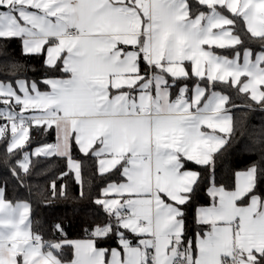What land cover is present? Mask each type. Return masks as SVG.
<instances>
[{"label":"snow or ice","instance_id":"1","mask_svg":"<svg viewBox=\"0 0 264 264\" xmlns=\"http://www.w3.org/2000/svg\"><path fill=\"white\" fill-rule=\"evenodd\" d=\"M14 39L45 56L40 80L26 68L20 78ZM0 48V140L10 156L23 153L12 179L25 186L35 155L66 159L60 179L71 174L80 199L84 159L105 181L92 201L103 221L69 240L59 223L45 239L31 203L8 200L4 180L0 264H264V125L247 137L235 184L216 180L241 108L228 90L264 111V0H0ZM33 125L56 142L30 154ZM37 195L47 207L68 199L67 185L53 180ZM110 239L118 247L99 246Z\"/></svg>","mask_w":264,"mask_h":264},{"label":"trees","instance_id":"2","mask_svg":"<svg viewBox=\"0 0 264 264\" xmlns=\"http://www.w3.org/2000/svg\"><path fill=\"white\" fill-rule=\"evenodd\" d=\"M253 47L259 48L258 43ZM219 54L232 56V50L214 48ZM3 48H0V72L6 70V57L3 54ZM8 58L18 61L22 66V74L20 78H25L23 69L26 68V77L29 80H40L46 72L44 66L43 55H25L22 53L21 41L14 39L8 43ZM0 79H4L0 76ZM220 91V88L216 89ZM234 103L241 105L239 109H233L232 114L236 120V134L230 147L223 151L222 155L216 161V180L219 183L234 185L235 173L244 170L248 164V156L244 151L247 137L254 132H258L264 125V111L260 110V106L254 102L246 100L243 95L237 94L234 89L228 90ZM252 103L253 110L243 108L245 104ZM1 106V105H0ZM1 124V120H0ZM242 134L244 138L242 139ZM9 138V137H8ZM54 141V130L44 131L38 129L35 125L30 129V143H26L25 150L35 147H41ZM239 141V143H237ZM7 140H0V186L3 181L7 180L6 198L10 201H26L32 205V219L41 225V232L45 239L53 237L52 227L59 223L62 225L67 239L89 238L87 230L93 225V222L100 223L104 219L103 213L92 202L100 194V190L105 186L96 172V164L94 160L84 159L83 179L85 181L84 189L86 197L79 198L80 188L76 184L73 176L60 179L61 172L68 171L67 160L51 156H30V172L27 177L25 186L21 187L18 182L11 177L9 168L20 159L22 153L10 156L6 152ZM73 156L76 159H82V154L78 149H74ZM7 161V167L5 166ZM188 167L193 170H200L199 166L189 162ZM55 180L57 185L66 184L68 191V199H57L50 206H44L37 195V190H48L51 182ZM28 185H31L32 195H29ZM206 197L202 193L199 203H204ZM188 235L194 234L195 227L192 223V211L188 212ZM63 238V237H61ZM100 247L112 248L118 247L114 239L102 241ZM68 253V250H66Z\"/></svg>","mask_w":264,"mask_h":264},{"label":"crops","instance_id":"3","mask_svg":"<svg viewBox=\"0 0 264 264\" xmlns=\"http://www.w3.org/2000/svg\"><path fill=\"white\" fill-rule=\"evenodd\" d=\"M215 31V30H214ZM21 47H22V44H21ZM44 59H45V56H44ZM21 79H23V78H21ZM40 90L41 91H47V90H49L46 86H44L43 84H41L40 85ZM0 107H3V105H1ZM18 110V109H17ZM28 114H31V113H28ZM6 121H3V120H1V124H3V123H5ZM209 131H211V130H209ZM56 142V132L54 131V141L52 142V143H55ZM52 143H50V144H52ZM36 148H38V147H35V149ZM35 149L33 150V151H35ZM32 156V155H31ZM245 170V169H244ZM239 171H243V170H239ZM238 172V171H237ZM235 181H236V176H235ZM235 184V183H234ZM86 239H88V238H78V239H70V240H86ZM112 248H114V247H112Z\"/></svg>","mask_w":264,"mask_h":264},{"label":"rangeland","instance_id":"4","mask_svg":"<svg viewBox=\"0 0 264 264\" xmlns=\"http://www.w3.org/2000/svg\"><path fill=\"white\" fill-rule=\"evenodd\" d=\"M9 139H10V132H9ZM34 149H35V148H33V149H30V150H26V151H28V152L31 154V153H33V152H34V151H33ZM22 155H23V153H22ZM21 158H22V156H21Z\"/></svg>","mask_w":264,"mask_h":264}]
</instances>
